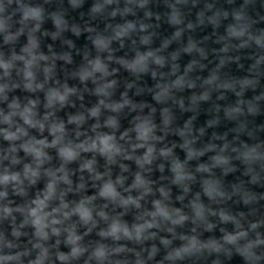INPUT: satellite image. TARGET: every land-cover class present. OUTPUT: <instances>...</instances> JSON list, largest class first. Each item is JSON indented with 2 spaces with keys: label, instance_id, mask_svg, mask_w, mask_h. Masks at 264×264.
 Returning <instances> with one entry per match:
<instances>
[{
  "label": "water",
  "instance_id": "95a60500",
  "mask_svg": "<svg viewBox=\"0 0 264 264\" xmlns=\"http://www.w3.org/2000/svg\"><path fill=\"white\" fill-rule=\"evenodd\" d=\"M0 264H264V0H0Z\"/></svg>",
  "mask_w": 264,
  "mask_h": 264
},
{
  "label": "clouds",
  "instance_id": "9594fccd",
  "mask_svg": "<svg viewBox=\"0 0 264 264\" xmlns=\"http://www.w3.org/2000/svg\"><path fill=\"white\" fill-rule=\"evenodd\" d=\"M27 18V17H26ZM143 57L141 58V61H138V63L139 62H142L143 61ZM157 63H160V61L159 60H157L156 61ZM95 68H96V70H102V66L100 65V63H99V61H97L96 62V65H95ZM52 96L53 97H55V98H57V99H59L61 102H63L64 100H65V98H66V93H65V95H60L59 93H53L52 94ZM93 115H96V111H93V113H92ZM62 125L61 126H59V129H57V130H62ZM138 130H140L141 131V139H144V138H146V131L144 130V126H140V128L138 129ZM9 138H11V137H9ZM101 143L104 145V147L101 149V151L102 152H110L111 151V148L109 147V145H108V142H107V139H102L101 140ZM93 147H95V145H93ZM118 151V150H117ZM151 149H149V154L151 153ZM37 155L39 156L40 155V153H37ZM61 155H64V156H67V157H72V155H73V153L70 151V150H66V149H61ZM145 159H147V157L145 158ZM85 167H88V168H91V165L90 164H87V165H85ZM33 175H36V173H32ZM179 178H182V177H178V179ZM5 179H7V177H5ZM13 179H15V177H13ZM65 180L67 179L66 177L64 178ZM137 181L138 182H140V178L139 177H137ZM51 185H49V189L51 190ZM109 194H115L114 193V190H113V188L111 187V185H106L105 186V189H104V191H102L101 192V195H109ZM209 194L211 195V191H209ZM48 198V196L46 195L45 196V199H47ZM135 203V201H124V203ZM40 203H43V202H40ZM138 206V205H137ZM65 207H67V205H65ZM156 207H157V210H158V212L157 213H154L153 215H156V214H159V215H163V216H165V217H167V213H166V211H164V209H162L161 207H160V204H159V202H157V205H156ZM77 211H79L80 213H81V217H82V219H84L85 221H87L89 218H90V213L86 210V209H84L83 208V206L81 205V207L80 208H78L77 209ZM201 213L198 211L197 212V215L199 216ZM65 215H67V213L65 214ZM101 215H103V213H101ZM181 220H183L184 218L183 217H181L180 218ZM37 223L39 222V221H36ZM180 221H178V220H173V223H179ZM53 223H57V221H53ZM146 227H152V224H147L146 225ZM118 231V229H117V227L114 225L113 227H112V230H111V233H109V234H115L116 232ZM124 234L126 235V236H130L131 234L128 232V230L125 228L124 230ZM142 231V228H137L136 229V238L137 239H139V236H140V232ZM117 238H119V237H117ZM74 239H79L78 237H76V238H74ZM73 242H74V240H73ZM79 251V249H74L73 250V253L74 254H76L77 252ZM61 259H63V257H61Z\"/></svg>",
  "mask_w": 264,
  "mask_h": 264
}]
</instances>
